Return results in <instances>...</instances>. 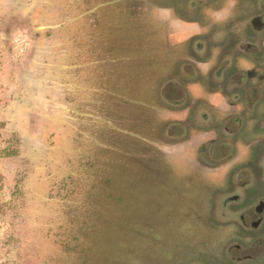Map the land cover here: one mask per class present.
I'll use <instances>...</instances> for the list:
<instances>
[{"label":"rangeland","instance_id":"374dc122","mask_svg":"<svg viewBox=\"0 0 264 264\" xmlns=\"http://www.w3.org/2000/svg\"><path fill=\"white\" fill-rule=\"evenodd\" d=\"M133 3L144 4L0 0V175L11 186L17 176L23 201L19 218L0 214V264L18 249L29 264H188L208 251L204 180L219 166L172 149L159 93L171 40ZM40 10L30 23L56 44L20 69L31 49L22 17ZM80 63L90 78H76ZM244 147L235 157L254 156Z\"/></svg>","mask_w":264,"mask_h":264},{"label":"flooded vegetation","instance_id":"af4514ba","mask_svg":"<svg viewBox=\"0 0 264 264\" xmlns=\"http://www.w3.org/2000/svg\"><path fill=\"white\" fill-rule=\"evenodd\" d=\"M142 1L143 6L132 7L154 13L165 41L171 40L165 53L175 59L159 89L169 108L161 126L172 149L219 166V173L210 172L204 180L209 196L204 218L214 236H208L202 260L188 264H264V0L228 3L232 18L222 21L210 8L224 0H155L154 7ZM33 14L39 17L41 10L22 17L31 49L20 69L39 51L48 56L57 41L52 29L30 23L37 22ZM89 19L95 23L96 16L90 13ZM217 21L236 26L224 29L220 42L213 40ZM59 44L58 39L64 53ZM78 65L76 78H90ZM59 69L64 72L67 65ZM84 91L76 89L77 100H85ZM238 146L250 148L254 156L244 157L242 151L235 157Z\"/></svg>","mask_w":264,"mask_h":264},{"label":"trees","instance_id":"16d2710c","mask_svg":"<svg viewBox=\"0 0 264 264\" xmlns=\"http://www.w3.org/2000/svg\"><path fill=\"white\" fill-rule=\"evenodd\" d=\"M7 151V150H6ZM4 153V155H11L12 153H14V149H8V152ZM3 180V176L0 175V214H5V210L9 211V213L7 214L9 216L10 219H13L18 217L19 218V203L23 202L21 197H20V193L17 187V183H18V179L17 176L14 177L13 180H11V184H3L4 182ZM3 185L6 187L7 186V191H8V196L6 199H3V197L1 196V191L3 188ZM7 213V212H6ZM14 231V230H13ZM20 231V230H19ZM19 231L16 229V232L19 233ZM12 233V231H11ZM15 257L14 259L8 261L9 264H29L28 260H27V253H22L21 249L16 250V254H14ZM7 261L2 262L1 264H8ZM38 264H45L44 262H38Z\"/></svg>","mask_w":264,"mask_h":264},{"label":"crops","instance_id":"0c3cea01","mask_svg":"<svg viewBox=\"0 0 264 264\" xmlns=\"http://www.w3.org/2000/svg\"><path fill=\"white\" fill-rule=\"evenodd\" d=\"M235 2V0H229V1H221V3L219 4L220 6H218L217 9H215L216 7L212 6V9L210 8V12L214 13V16L216 17V19L219 20H223V19H231L232 18V10H230L228 8V3H232ZM217 5V4H216ZM217 21V25H216V30L214 32V38L215 41H221V35H222V31H224V29L226 30H234L236 26H230L228 28H226L225 26L222 25V22H218ZM195 26V25H193ZM196 27H194L195 29Z\"/></svg>","mask_w":264,"mask_h":264}]
</instances>
